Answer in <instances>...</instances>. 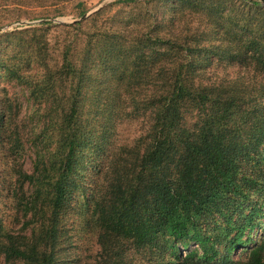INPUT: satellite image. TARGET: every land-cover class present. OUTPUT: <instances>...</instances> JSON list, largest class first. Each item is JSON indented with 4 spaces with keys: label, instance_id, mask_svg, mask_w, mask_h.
Listing matches in <instances>:
<instances>
[{
    "label": "trees",
    "instance_id": "16d2710c",
    "mask_svg": "<svg viewBox=\"0 0 264 264\" xmlns=\"http://www.w3.org/2000/svg\"><path fill=\"white\" fill-rule=\"evenodd\" d=\"M46 1L37 0L41 5ZM165 3L197 15L201 24L216 31L186 37L149 35L135 54L129 50L134 56L117 55L131 71L119 74L114 101L92 92L91 122L109 116L118 101L126 100L133 111L147 117L145 132L127 152L112 153L103 146L97 151L98 158L107 161L88 215L99 249L93 264H147L135 255L158 245L163 263L152 264H233L232 252L247 243L242 235L264 206L247 190L264 187V181L243 173L245 165L264 159V3ZM86 21L56 26L82 27ZM28 32H0V77L25 84L29 99L45 98L43 113L34 112L28 127L13 112V100L5 92L0 98V150L11 160V199L23 219L18 230L1 228L0 255L4 264H63L68 207L75 191L84 188L81 170L93 160L80 157L93 144L84 120L88 56L80 62L72 59L66 44L59 58H53L46 54L45 43L25 37ZM210 39L217 40L205 43ZM219 61L250 67L262 80L206 78L209 67ZM32 63L38 71H24ZM26 152L32 158L30 171L18 161ZM221 223L223 232L215 234ZM240 264H264V238Z\"/></svg>",
    "mask_w": 264,
    "mask_h": 264
},
{
    "label": "rangeland",
    "instance_id": "374dc122",
    "mask_svg": "<svg viewBox=\"0 0 264 264\" xmlns=\"http://www.w3.org/2000/svg\"><path fill=\"white\" fill-rule=\"evenodd\" d=\"M114 1L116 0H76L74 3L66 4L63 0H47L41 5L37 0L20 2V4H12L11 0H0V27L3 28L0 32L29 29L30 32L25 37L31 39L36 37L41 44L45 43V49L48 47L46 54L52 55L53 58H59L58 54L66 44L71 46L72 59L80 62L86 53L88 56L87 65L90 78L86 88L87 101L84 107V120L93 144L86 147L80 153V157L87 155L93 160L81 170L80 182L84 183V188L75 191L68 207L64 236L67 237V242H63L66 248V251H63V264H93L99 254L96 229L88 221L89 208L97 190L100 171L107 161L106 157L98 158V149L103 146L107 147L105 148L107 151L112 149V153L117 150L125 153L129 147L137 143L147 127V117L142 115V112L133 111L128 100L118 101L115 104L116 110L109 116H98L91 122L89 111L93 110V106L90 105L92 92L103 96L108 102L114 101L117 96L115 85L119 74L121 75L122 71L123 73L131 71V66L122 62L117 55L127 52L129 56H134L129 50L135 54L139 49L138 44L149 35L157 34L167 37V35L177 34L179 37H186L185 35L192 32L200 34L216 31L208 25L201 24L198 20L200 17L197 15H192L189 11L172 9L169 3H165V0H148V2L139 0L133 3L116 4L113 3ZM109 3L113 4L109 5ZM100 8H104V11L93 16V13ZM86 18L88 21L82 27L56 26L61 23L73 24ZM188 24L189 28L185 26ZM20 37L22 35L18 34L17 38ZM2 39L6 41L5 36ZM216 40L210 39L205 43H212ZM133 42L135 45L129 49V45ZM14 62L18 61L15 59ZM26 66L23 65L22 69ZM249 68L246 69L239 63L219 61L209 67L205 77L212 81H232L242 76L244 80L260 82L262 75L253 76ZM38 69V65L32 63L30 68L27 66L24 71L34 73ZM138 76L142 75L138 74ZM25 88V84L18 80L9 81L0 77V98L6 93L7 97L13 100V112L18 113V117H23L28 127L32 125L31 115L34 112L43 113L45 98L41 95L37 101L29 99L25 95ZM122 95L126 99L129 98L127 92L123 91ZM31 159L30 152H26L18 161L24 163V167L30 171L32 169ZM10 161L3 158V152L0 150V230L4 227L6 229L14 227L18 230L23 225V219L17 213L16 205L11 199L14 180H12V173L8 171L7 162L10 163ZM258 162L245 165L243 173L247 172L262 183L264 181V159H258ZM247 190L255 199L261 198L264 202V187H251ZM235 216L237 217V214ZM239 223L244 222L241 219ZM252 224L253 227L247 226L242 235V239L247 243L238 246L232 252L233 264L242 263L249 250L264 238V206L262 211L255 216ZM223 228L224 224L221 223L215 234H219L221 230L223 232ZM250 229L252 230L249 232ZM234 233L235 231H232L230 236ZM221 247L225 250L227 244L224 243ZM158 254L159 245L137 253L135 257L138 261L147 264L155 261L163 263ZM166 258L168 260L167 255ZM0 264H4V257L1 255ZM175 264L180 263L176 261Z\"/></svg>",
    "mask_w": 264,
    "mask_h": 264
},
{
    "label": "water",
    "instance_id": "95a60500",
    "mask_svg": "<svg viewBox=\"0 0 264 264\" xmlns=\"http://www.w3.org/2000/svg\"><path fill=\"white\" fill-rule=\"evenodd\" d=\"M260 1H262V2L264 3V0H260ZM2 29H3V28H0V31H2Z\"/></svg>",
    "mask_w": 264,
    "mask_h": 264
}]
</instances>
